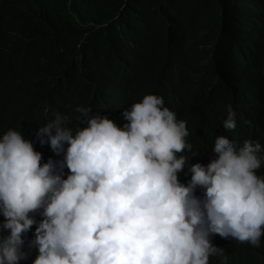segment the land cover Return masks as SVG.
<instances>
[{"label":"clouds","instance_id":"obj_1","mask_svg":"<svg viewBox=\"0 0 264 264\" xmlns=\"http://www.w3.org/2000/svg\"><path fill=\"white\" fill-rule=\"evenodd\" d=\"M220 1L229 11L245 3ZM254 6L255 19L240 25L241 40L229 44L218 70L220 80L228 75L237 89L253 85L259 72L264 0ZM182 39L199 51L190 70L213 55L215 40L202 33ZM138 93L113 113L92 116L90 107H76L85 124L75 131L67 127L70 116L57 112L36 135L42 146L64 154L59 161L42 165L43 154L16 130L0 137V264H209L231 247L260 246L264 143L236 139L229 104L209 152L187 164L186 121L162 96ZM41 209L37 222L31 215Z\"/></svg>","mask_w":264,"mask_h":264},{"label":"trees","instance_id":"obj_2","mask_svg":"<svg viewBox=\"0 0 264 264\" xmlns=\"http://www.w3.org/2000/svg\"><path fill=\"white\" fill-rule=\"evenodd\" d=\"M29 1L0 0V137L9 129L20 132L43 154L42 165L64 156L42 146L36 135L57 112L70 116L67 127L75 131L85 124L76 107H90L92 116L95 110L113 113L137 91L162 96L164 106L186 121L185 139L192 145L182 153L187 164L209 152L229 104L236 113V139L264 143V100L258 98L264 94V38L256 81L241 73L253 85L237 89L228 75L223 80L218 75L229 44L241 40L240 25L255 19L254 5L262 0H245L232 11L220 0ZM195 31L218 45L190 70L199 51L182 35ZM183 46L185 52H179ZM259 155L264 158V151ZM42 211L31 217L40 222ZM209 264H264V237L259 247L247 242L231 247Z\"/></svg>","mask_w":264,"mask_h":264},{"label":"bare ground","instance_id":"obj_3","mask_svg":"<svg viewBox=\"0 0 264 264\" xmlns=\"http://www.w3.org/2000/svg\"><path fill=\"white\" fill-rule=\"evenodd\" d=\"M38 1L40 2L41 0H38ZM46 1H47V0H46ZM46 1H45V2H46ZM52 1H54V0H52ZM58 1H59V0H58ZM25 2H26V1H25ZM25 2H24V4H25ZM27 2H28V0H27ZM29 2H32V1L30 0ZM36 2H37V1H36ZM39 2H38V3H39ZM50 2H51V1H50ZM57 3H58V2H57ZM57 3H56V4H57ZM30 4H31V3H30ZM32 4H33V3H32ZM47 4H48V3H47ZM47 4L45 3V5H47ZM49 4H50V3H49ZM56 4H55V5H56ZM28 5H29V4H28ZM36 5H37V4H36ZM43 5H44V3H43ZM43 5H41V6H43ZM53 5H54V4H53ZM55 5H54V6H55ZM31 6H34V5H31ZM39 6H40V3H39ZM41 6H40V7H41ZM35 7H36V6H35ZM40 7H39V8H40ZM44 7H45V6H44ZM52 7H53V6H52ZM3 8H4V7H3ZM29 8H30V6H29ZM39 8H38V9H39ZM32 9H33V7H32ZM235 23H236V22H235ZM237 26H238V25H237ZM237 26H236V27H237ZM236 30H237V29H236ZM216 45H218V44H216ZM216 45H215V46H216ZM217 48H218V47H217ZM192 52H193V51H192ZM248 52H249V49H248ZM190 54H191V53H190ZM207 57H208V56H207ZM207 57H206V58H207ZM214 57H215V56H214ZM204 58H205V57H204ZM187 60H188V59H187ZM187 62H188V61H187ZM192 71H193V70H192ZM191 73H192V72H191ZM190 75H191V74H190ZM191 76H192V75H191ZM190 78H191V77H190ZM262 259H263V257H262Z\"/></svg>","mask_w":264,"mask_h":264}]
</instances>
